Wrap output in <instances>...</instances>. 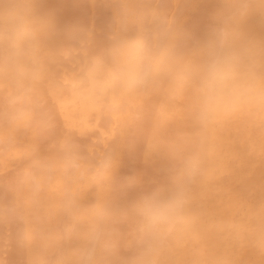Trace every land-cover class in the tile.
I'll return each instance as SVG.
<instances>
[{"label":"clouds","instance_id":"obj_1","mask_svg":"<svg viewBox=\"0 0 264 264\" xmlns=\"http://www.w3.org/2000/svg\"><path fill=\"white\" fill-rule=\"evenodd\" d=\"M66 62L167 116L61 127L44 87ZM224 130L262 176L217 215L195 201ZM0 159V264H264V0H0Z\"/></svg>","mask_w":264,"mask_h":264},{"label":"bare ground","instance_id":"obj_2","mask_svg":"<svg viewBox=\"0 0 264 264\" xmlns=\"http://www.w3.org/2000/svg\"><path fill=\"white\" fill-rule=\"evenodd\" d=\"M90 3L91 0H83ZM100 41L97 40L99 48ZM71 64H54L48 81L44 87L46 107L61 127L72 129L84 136L95 134L107 137L119 134L122 137L136 135L145 137L154 129L151 121L154 117L164 119L168 114L167 106L161 102V95L157 91L140 97L121 98L110 91V87L103 83L83 82L85 74L65 70ZM107 99L108 103H104ZM119 106L118 110L109 108ZM224 158L209 159V176L205 188L196 193V207L213 214H224L226 211V196L259 197L261 170H245L232 157L235 145L232 144L234 134L228 130L221 133ZM11 167V161L0 159V167ZM253 181L249 189L247 182Z\"/></svg>","mask_w":264,"mask_h":264}]
</instances>
